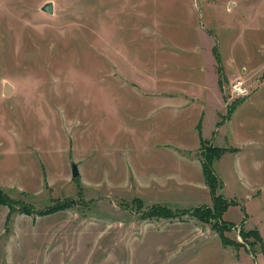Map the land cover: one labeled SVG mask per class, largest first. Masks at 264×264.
<instances>
[{
  "label": "rangeland",
  "instance_id": "374dc122",
  "mask_svg": "<svg viewBox=\"0 0 264 264\" xmlns=\"http://www.w3.org/2000/svg\"><path fill=\"white\" fill-rule=\"evenodd\" d=\"M47 1L0 0V264H264V0Z\"/></svg>",
  "mask_w": 264,
  "mask_h": 264
},
{
  "label": "trees",
  "instance_id": "16d2710c",
  "mask_svg": "<svg viewBox=\"0 0 264 264\" xmlns=\"http://www.w3.org/2000/svg\"><path fill=\"white\" fill-rule=\"evenodd\" d=\"M234 108V105L233 106H230V108L228 109V114H230L232 112ZM207 144V141H203V144ZM208 146V145H207ZM228 148L225 147V146H215V152H211L210 150H207L205 153H204V158H203V169H204V174H205V178H206V181L208 182V185L210 187V190L212 192V195H213V206L214 208L216 209H221L222 212L231 204V203H235L236 201L234 199H226L224 198L222 200V203L220 202V198H221V194H218L217 193V188H218V184H220L222 182L223 184V181L220 179V177L217 175V173L215 172L214 170V167L212 165L214 159L216 157H219L221 156ZM14 201L12 198H10L8 196V194H6L3 190H2V187L0 186V203H6V204H14ZM27 205H25V203H21L20 204V208L25 211H30L29 208L26 207ZM62 208L61 205L59 204H53L51 206H48L46 208H42L40 209L38 212L40 214H47V213H51L53 211H56L58 209ZM153 208V211L150 212V213H153L154 212V209H155V206L151 207ZM160 209V207H157ZM162 209H166V210H169L165 207H163ZM149 213V214H150ZM167 215V214H166ZM171 216L172 215H176L175 214H170ZM256 233V236H260L258 235L259 232L258 231H253ZM260 237H258L259 239ZM260 241H262V239H260Z\"/></svg>",
  "mask_w": 264,
  "mask_h": 264
},
{
  "label": "crops",
  "instance_id": "0c3cea01",
  "mask_svg": "<svg viewBox=\"0 0 264 264\" xmlns=\"http://www.w3.org/2000/svg\"><path fill=\"white\" fill-rule=\"evenodd\" d=\"M201 69H202V67H200ZM218 82V86H219V90H220V92H221V85H222V83H221V81H217ZM173 83H175V81H167V84H168V86H170L171 84H173ZM153 84H155L156 85V87H159V86H157L158 84H160V81H158V80H156V81H154V83ZM190 84V83H189ZM221 84V85H220ZM205 89H206V92H199V95L198 96H203V97H205L206 95L205 94H207V87H205ZM169 90H171L170 88H169ZM173 90V92H168V93H163V94H161V92H158V93H156V94H153V95H151V98H152V101L153 100H155V101H157V100H159V99H166L165 101H166V103H168V104H166V106H164V107H162V108H165V107H167V109H162L163 111H167L168 113H170V112H175V110L177 109V107H187V106H189L190 104H193V103H196V102H198L197 100V98H195V97H191V96H193V95H191V94H194L193 92H191V90H189V88L187 89V87L184 89V90H182V91H180V92H177L176 90H174V89H172ZM194 91V90H193ZM182 92V93H181ZM222 94V93H221ZM183 95V96H182ZM196 95V94H195ZM208 96V95H207ZM205 99V98H204ZM204 99H202V100H204ZM190 100V101H189ZM193 102V103H192ZM224 103H225V101H224ZM225 105H226V103H225ZM227 106V105H226ZM220 112V111H219ZM232 113H233V111L230 113V114H228V111L226 112V113H222V112H220L219 114L222 116V118H219L218 120H217V125H219V124H221V123H226V121H227V119L228 120H230V118H231V115H232ZM198 115H201V111L198 113ZM202 118H203V116H202ZM202 118L198 121V123L196 124V127L198 128V130H199V136H200V142H199V144H198V148H199V146H201L202 145V143H203V141H209L208 139L209 138H204L203 137V135H202V128H201V126H202ZM222 121V122H221ZM215 142V141H214ZM160 143H162V144H164V145H167V146H170V145H168V144H166V143H164V142H160ZM176 144V143H175ZM175 144H173L172 146H175ZM161 145V144H160ZM171 146V147H172ZM233 146H235V145H233ZM176 148H177V146H175ZM175 147H172L173 149H174V151L175 152H177L176 151V148ZM225 147H229V146H225ZM180 148V147H179ZM234 151H236L235 149H233ZM228 150H226L224 153H226ZM223 153V154H224ZM233 199H236V198H233ZM246 210V209H245ZM246 212H247V210H246ZM249 217V216H248ZM246 222L248 221L247 219L245 220ZM244 221V222H245Z\"/></svg>",
  "mask_w": 264,
  "mask_h": 264
},
{
  "label": "water",
  "instance_id": "95a60500",
  "mask_svg": "<svg viewBox=\"0 0 264 264\" xmlns=\"http://www.w3.org/2000/svg\"><path fill=\"white\" fill-rule=\"evenodd\" d=\"M53 1L52 0H49L47 1L42 9H44L45 11L49 12V13H52L53 12ZM13 89V85L10 83V82H5V85H4V93L5 94H8L10 93V91ZM72 172H73V176H78L79 175V167H78V164L77 162L75 161H72Z\"/></svg>",
  "mask_w": 264,
  "mask_h": 264
},
{
  "label": "built area",
  "instance_id": "2783aa9c",
  "mask_svg": "<svg viewBox=\"0 0 264 264\" xmlns=\"http://www.w3.org/2000/svg\"><path fill=\"white\" fill-rule=\"evenodd\" d=\"M239 83V84H238ZM235 83L233 85V90L235 91V93L237 94H246L247 93V88L245 86H242L240 82Z\"/></svg>",
  "mask_w": 264,
  "mask_h": 264
}]
</instances>
